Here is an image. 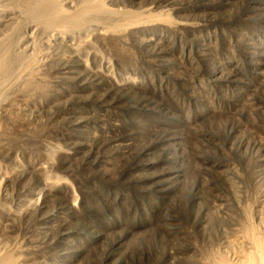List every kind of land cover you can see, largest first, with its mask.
Instances as JSON below:
<instances>
[{
	"label": "rangeland",
	"instance_id": "obj_1",
	"mask_svg": "<svg viewBox=\"0 0 264 264\" xmlns=\"http://www.w3.org/2000/svg\"><path fill=\"white\" fill-rule=\"evenodd\" d=\"M29 1L0 0V54L10 44L12 71L35 60L0 94V260L258 257L264 0H93L103 9L53 34Z\"/></svg>",
	"mask_w": 264,
	"mask_h": 264
},
{
	"label": "bare ground",
	"instance_id": "obj_2",
	"mask_svg": "<svg viewBox=\"0 0 264 264\" xmlns=\"http://www.w3.org/2000/svg\"><path fill=\"white\" fill-rule=\"evenodd\" d=\"M87 2L88 3H86V4L84 3L85 5L83 4V6L80 9L78 8L79 10L75 11L74 13L72 12L71 14H70V12H68L69 13L68 14L67 12H65L62 4L58 0H34L32 2L29 1L27 8H26L27 9L26 14H28L32 20L37 21L36 23L40 22V23L47 24L48 29L50 31V34L51 33L53 34L55 31H58L62 28L63 29H67V28L72 29L73 27L78 26L81 22H83V21L85 22L87 20V17L89 16V14L92 11H95V9H96V11H97V8H98V10L99 9L101 10V8L103 9V6L101 5L102 2L100 4L98 2L96 3V1H93V0H92V2L90 0H88ZM29 16L27 18H29ZM137 16H139V15H137ZM137 16L128 15L125 17L129 22L130 21L132 22V20L135 21L137 19ZM122 25L123 24H121L120 22H116V21L113 22V28H120V27H122ZM5 46H7V45H5ZM10 47H11L10 44L8 45L7 49H5L6 47L5 48L3 47L4 51L2 52V54H0V94L4 91L5 87H7V85H9L11 82H13V80H16L20 76H22L23 73L28 68L33 66V64L35 62V60H33L34 58H32L33 56L32 57H25L22 59V62L18 63L16 68L14 67L15 69H13V71H12L10 69L11 66L9 67V64H7V62H9L8 61L9 55L12 56V52H10ZM33 79L34 78L32 76V78L27 80L24 83L23 87H21V88H29L30 85L34 81ZM42 86L44 87L45 85H42ZM40 87H39V89L43 90V88L42 87L40 88ZM45 88H47V87L45 86L44 89ZM259 245H260V248H259ZM259 245L257 246L258 247L257 249L258 250L260 249V251L257 250V254H258V252H260L259 253L260 255L258 257L252 256L253 258L248 257V258H251V260L248 259V261H251V262H248L249 264H264V242L260 241ZM255 257H257V258H255ZM0 264H9V260L8 259H6V260L1 259Z\"/></svg>",
	"mask_w": 264,
	"mask_h": 264
},
{
	"label": "trees",
	"instance_id": "obj_3",
	"mask_svg": "<svg viewBox=\"0 0 264 264\" xmlns=\"http://www.w3.org/2000/svg\"><path fill=\"white\" fill-rule=\"evenodd\" d=\"M178 40H181V35H179L178 37ZM130 102H132L131 100H129ZM134 104V103H133ZM126 107L127 106H130V107H132V104H130V103H128V102H126L125 104H124ZM135 105V104H134ZM149 120H150V122H152L153 121V116H149ZM135 122H137V120H135V119H132L131 120V124H134ZM136 145H131L130 146V150H128V151H130V155H136L138 152L135 150V149H133L134 147H135ZM136 153V154H135ZM139 156V155H138ZM103 168H105V167H103ZM125 174H126V169H125ZM103 178L105 179V180H107V181H109V180H111V181H114L115 179H113V178H108V177H106V176H104L103 175ZM176 186V185H175ZM123 194V193H122ZM102 195V194H101ZM143 214H144V212H143Z\"/></svg>",
	"mask_w": 264,
	"mask_h": 264
}]
</instances>
